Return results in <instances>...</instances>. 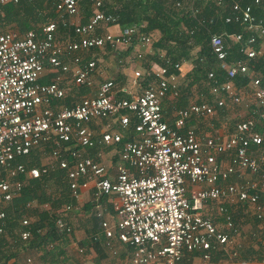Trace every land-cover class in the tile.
Instances as JSON below:
<instances>
[{
  "label": "built area",
  "instance_id": "2783aa9c",
  "mask_svg": "<svg viewBox=\"0 0 264 264\" xmlns=\"http://www.w3.org/2000/svg\"><path fill=\"white\" fill-rule=\"evenodd\" d=\"M39 1H52L47 12L55 19L21 33L0 31V229L6 206L46 171L45 165L27 167L16 159L48 145L50 158L66 171L70 199L77 201L79 189L88 183L97 196L112 197L114 218L102 220L99 230L106 246L116 241L129 249L130 264H178L184 254L192 253H199L203 261L218 253L234 256L229 246L235 233L231 209L264 222V189L256 182L232 181L258 175L264 166V0H229L223 23L237 25L240 31L212 33L208 38L209 54L222 80L209 70L201 87L209 98L201 92L194 95L186 107L176 110L172 127L162 120L161 102L167 97L177 99L179 90L165 67L146 71L143 77L150 79L145 88L123 98L111 94L113 82L105 80L94 95L70 106L60 104L65 97L58 83L61 79L39 82L46 69L70 73L74 86L91 89L97 53L130 46L133 41L149 47L151 40L136 26L109 32L115 18L100 10L105 0ZM207 1L170 4L178 16L188 15L196 26H203L211 22L202 17ZM18 2L0 0V7ZM213 2L225 8L222 0ZM82 3L89 9L86 21H75ZM234 51L240 57L227 61ZM136 58L141 55L137 53ZM165 64L171 62L166 59ZM172 68L178 70L180 63ZM140 76L133 73L134 78ZM236 78L248 81L241 84ZM239 105L243 110L237 120L216 134L200 136L185 126ZM131 119L135 123L132 135L127 136ZM97 120L112 121L98 136L89 127ZM95 146L115 148L119 164L113 178L107 168L85 154ZM222 156H227L226 163ZM77 210L68 202L54 211L60 238L72 232L64 218ZM29 223L24 219L21 226ZM29 237L27 230L19 233L21 241Z\"/></svg>",
  "mask_w": 264,
  "mask_h": 264
},
{
  "label": "trees",
  "instance_id": "16d2710c",
  "mask_svg": "<svg viewBox=\"0 0 264 264\" xmlns=\"http://www.w3.org/2000/svg\"><path fill=\"white\" fill-rule=\"evenodd\" d=\"M172 1L174 0H105L100 10L104 14L113 16L115 18L113 24L118 25L121 30L136 26L139 33L151 36V38L153 33L156 32L158 37L156 40L152 39L151 46L153 49L164 50L161 60H156V63L161 67H165L168 73H177L172 70V64L183 57L186 60L190 59L192 67L189 73L186 74V78H188L187 86L204 81L209 70H214L222 80L219 66L209 54L208 38L212 33L240 31V27L237 25L223 23V17L228 13L225 6L229 4V0H222L225 8H218L213 0H208L203 8L202 17L210 19L211 22L205 23L203 26H196L195 20L188 15L178 16L171 9L170 3ZM51 4L52 1L43 4L39 0L30 2L19 0L16 4L1 6L0 31L5 27H13L21 33L32 29L40 22L54 19L51 12L47 14ZM81 8L84 12L82 16V22H84L89 10L88 5L82 3ZM255 12L259 13L257 9ZM193 27L195 29L189 35L188 31ZM61 28L58 27V29ZM189 41L192 42V45H188ZM191 49H196L193 56L189 55ZM239 57L234 51L226 60L229 61ZM166 59L171 62L170 66L165 64ZM247 81V79L236 78V82L241 84ZM179 105H181L180 102ZM116 147L119 148L120 146ZM262 147H264V140ZM42 148L46 154H50L51 146L43 145ZM75 149H78V147H75ZM66 157L69 165H71V158L67 155ZM16 162H22L27 167L39 169L44 167L40 161L39 148L30 151L26 158L16 159ZM49 185H53L56 188L55 191H58L60 196L58 199H53L49 193L46 194L45 190ZM68 197L66 171L58 168L56 163L52 168L46 167L45 173L40 178L30 181L22 189L19 197L14 198L4 209L5 218L0 229V264H7L9 260H18L21 257L29 258L30 264H65L68 257L65 250L58 244L62 238L57 234L54 227L56 216L54 211L62 203H73L74 200ZM43 204L50 205L48 210L41 207ZM30 218L33 221H30L26 227H22L21 221ZM257 223L256 220L253 221V224L258 225ZM99 225L100 222L95 227V231H100ZM23 230L30 233V237L26 241H21L19 238V233ZM257 247V250L247 249L250 259H243L242 261L264 262V242L259 240ZM210 259L228 260L227 256L222 253L215 254Z\"/></svg>",
  "mask_w": 264,
  "mask_h": 264
},
{
  "label": "crops",
  "instance_id": "0c3cea01",
  "mask_svg": "<svg viewBox=\"0 0 264 264\" xmlns=\"http://www.w3.org/2000/svg\"><path fill=\"white\" fill-rule=\"evenodd\" d=\"M80 7H82V5ZM47 14H49V12H47ZM79 21L82 22V18L79 19ZM108 31L111 33H117L121 31V29L118 25H115L109 27ZM62 33L63 28L58 29V34L61 35ZM149 37L151 38V36ZM157 37L158 34L156 32L153 33V36L150 39L151 44L152 39L156 40ZM190 44L191 41L188 42V45ZM137 53L141 55L140 59L136 58ZM163 55L164 50L162 49H153L151 45L149 47H141L137 42H134V44H131L130 46H118L115 49H106L97 53L96 72L93 76V87H91V89L74 86L71 82L70 73L59 74L48 69L42 73L39 82L42 84H48L53 82L56 77H59L61 79L60 82H58L59 86L64 89V92H70L67 96H70L71 98L65 96L63 102L60 103L65 106H70L83 97L94 95L98 84L105 80H111L113 82L111 94H114L116 98H123L129 92H138L145 88L150 78L143 77V74L150 69L155 71L157 68L161 67L156 63V60L160 61ZM189 55H191L190 51ZM188 62L189 64H187ZM176 63H180V68L178 70L172 68V70L177 73L170 72L169 74H172L175 77V82L177 83L179 90V97L174 100L167 97L161 102L162 120L170 127L173 125L176 110L186 107L188 102L194 100V95H197V93L191 89L194 85L187 86V83L184 84L185 80L188 82L186 74L191 70V60H186L183 57ZM134 72H139L141 74L140 78H134ZM133 83H135V86ZM199 83L202 87V81H199ZM201 90L203 96L208 99L209 96L207 95L206 90L203 88ZM179 102L181 105H179ZM196 102H200V99L196 100ZM225 114H227V110L221 112L218 111V116L214 118L206 121L191 120L186 122L185 126L186 128H194L200 136H206L209 134L213 135L219 132L218 130L223 127L222 122H226V119L222 120V116ZM134 123L135 120L131 119L127 136L132 135L131 128ZM107 125L110 126V124H106L104 120H97L91 123L89 127L95 132L96 136H98L102 130L108 127ZM126 137H124V139ZM85 154L89 157L92 156L90 158L107 168L110 178L115 176V168L119 164V159L114 147L95 146L90 148V150L86 149ZM227 160V156H222L223 163H226ZM51 197L53 199H58L60 197L58 191H54L53 194H51ZM111 198L112 197L97 196L92 183H88L86 187L79 189L78 200L73 201V204L78 206V210L76 212L68 213L67 217L64 218V221L71 226L72 232L68 236L63 237L62 240L60 239L59 243L57 242L65 250L68 257L65 264H130L129 249L127 247L116 241H112L106 246V239L103 235L101 236L100 231L94 230L102 220L109 222L113 220L114 213L111 208ZM63 204L65 203H62L59 208ZM49 206L48 204H43L41 207L48 210ZM97 213H100L98 217L96 216ZM252 218L253 221L256 220L254 217ZM232 221L234 222V219H232ZM256 221L258 222V225H261L259 227H264V222ZM78 246L81 247V249H79L81 252L78 250ZM75 250L79 253H74ZM30 263L31 261L27 257H21L18 260L11 259L7 262V264ZM236 263L237 262H227L220 259L203 261L199 253H192L184 254L178 264Z\"/></svg>",
  "mask_w": 264,
  "mask_h": 264
},
{
  "label": "rangeland",
  "instance_id": "374dc122",
  "mask_svg": "<svg viewBox=\"0 0 264 264\" xmlns=\"http://www.w3.org/2000/svg\"><path fill=\"white\" fill-rule=\"evenodd\" d=\"M83 10L80 7L79 15L75 18V21L79 20L83 16ZM4 29H14L13 27H5ZM192 45V42L191 44ZM191 55L195 53L196 50L191 49L189 50ZM189 64V62L187 63ZM186 80L184 81V84H186ZM182 84V83H181ZM196 93L202 92L200 83L194 85L192 88ZM69 91H65V96L69 95ZM71 98L70 96H67ZM243 108L241 105L239 106H230L227 110V114L222 116V120L226 119V122H222L223 127H227L226 129L230 128L231 125L237 120L240 113L242 112ZM106 124H111V120H104ZM115 122V121H113ZM203 126V125H202ZM105 151V150H104ZM40 152V161L42 165H45L47 168H52L55 165V162L50 158V154H46L44 152L43 148H39ZM107 153V152H105ZM262 172L255 176H250L248 174L244 175L240 179L232 180V181H250V182H256L260 189H264V166H262ZM55 187L53 185L47 186L45 192L46 194H53L55 191ZM56 192V191H55ZM235 208H232V215H233V226L235 229V233L232 235V240L230 243L231 250L235 252L234 256L227 257V262H237L236 264H264L262 263H256V262H244L243 259H250V256L247 254V249L251 250H257V243L260 241L264 242V227H259L261 225H255L253 224V218L250 216V214H243L242 212H236ZM31 222L33 221L31 218L29 219ZM255 225V226H254ZM264 225V223H263ZM81 249V247L78 246V250ZM81 252V250H79ZM74 253H79L77 250L74 251Z\"/></svg>",
  "mask_w": 264,
  "mask_h": 264
}]
</instances>
